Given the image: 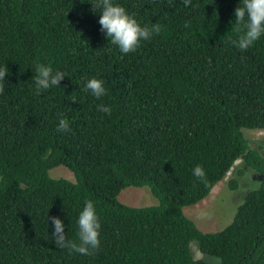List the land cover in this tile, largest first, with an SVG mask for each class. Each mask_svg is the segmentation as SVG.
<instances>
[{
	"label": "trees",
	"instance_id": "1",
	"mask_svg": "<svg viewBox=\"0 0 264 264\" xmlns=\"http://www.w3.org/2000/svg\"><path fill=\"white\" fill-rule=\"evenodd\" d=\"M113 2L160 33L123 54L101 32L100 0H0V68L9 69L0 81V264H264V154L245 134L264 129V35L245 51L233 45L241 0ZM37 63L64 72L60 86L37 95ZM91 78L107 95L84 90ZM62 118L68 132L57 131ZM238 160L263 175L259 187L226 227L201 230L184 208ZM58 166L74 179L54 177ZM129 186L149 187L158 204L121 202ZM87 200L100 248L56 247L48 217L79 242Z\"/></svg>",
	"mask_w": 264,
	"mask_h": 264
},
{
	"label": "clouds",
	"instance_id": "2",
	"mask_svg": "<svg viewBox=\"0 0 264 264\" xmlns=\"http://www.w3.org/2000/svg\"><path fill=\"white\" fill-rule=\"evenodd\" d=\"M92 5V10L100 13L98 22L101 25V32L123 54L135 52L142 40H148L161 31L159 23H155L151 27L142 26L123 6L115 4L113 0H100L99 4ZM184 5L185 7L190 6L191 0H184ZM233 15L235 17L233 27L238 32V38L233 40L232 43L239 50L245 51L264 35V0H241ZM189 25L190 22H186L184 27H189ZM8 73L9 69L7 66L0 68V81L5 80ZM65 76L62 71L54 72L50 65L46 66L43 63H37L34 67V76L32 78L35 82L36 94L40 95L42 91L50 87L60 86V82ZM84 90L91 92L96 99L107 95L104 82L97 78L87 79ZM3 91V85L0 84V93ZM72 102H76L75 97H72ZM97 108L101 112L111 114L109 106L99 104ZM69 130V121L64 118L60 119L57 131L68 132ZM193 175L203 180L206 174L202 166L196 165L193 169ZM48 221L52 225V237L56 247L67 249L70 253L82 255H92L100 248L101 223L93 201L87 200L78 215L79 242L67 237L65 225L59 217H48Z\"/></svg>",
	"mask_w": 264,
	"mask_h": 264
},
{
	"label": "rangeland",
	"instance_id": "3",
	"mask_svg": "<svg viewBox=\"0 0 264 264\" xmlns=\"http://www.w3.org/2000/svg\"><path fill=\"white\" fill-rule=\"evenodd\" d=\"M245 134L252 147L260 148L264 154V129H245ZM51 172L54 177L74 179L73 172L65 166L55 167ZM262 177L263 175L256 169L243 160H238L207 198L195 205L185 207L184 210L201 230L208 232L221 230L233 221L244 196L250 190L259 187ZM233 180L238 182V187L235 189L230 182ZM119 199L121 202L137 207L158 204V198L147 186H129L121 192ZM191 246L197 258L203 257L197 242H193Z\"/></svg>",
	"mask_w": 264,
	"mask_h": 264
}]
</instances>
